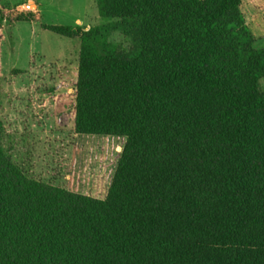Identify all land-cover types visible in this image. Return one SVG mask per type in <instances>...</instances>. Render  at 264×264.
<instances>
[{
	"label": "trees",
	"instance_id": "1",
	"mask_svg": "<svg viewBox=\"0 0 264 264\" xmlns=\"http://www.w3.org/2000/svg\"><path fill=\"white\" fill-rule=\"evenodd\" d=\"M244 0H96L74 130L122 137L104 198L29 174L0 122V264H264V45ZM123 40L118 41L114 36Z\"/></svg>",
	"mask_w": 264,
	"mask_h": 264
},
{
	"label": "rangeland",
	"instance_id": "2",
	"mask_svg": "<svg viewBox=\"0 0 264 264\" xmlns=\"http://www.w3.org/2000/svg\"><path fill=\"white\" fill-rule=\"evenodd\" d=\"M242 10L264 45V0H244ZM100 22L96 0H0V122L5 149L38 179L104 198L123 138L75 132L80 40L45 27L88 29Z\"/></svg>",
	"mask_w": 264,
	"mask_h": 264
},
{
	"label": "crops",
	"instance_id": "3",
	"mask_svg": "<svg viewBox=\"0 0 264 264\" xmlns=\"http://www.w3.org/2000/svg\"><path fill=\"white\" fill-rule=\"evenodd\" d=\"M35 3L37 4V10H40L39 3L37 1H35Z\"/></svg>",
	"mask_w": 264,
	"mask_h": 264
}]
</instances>
